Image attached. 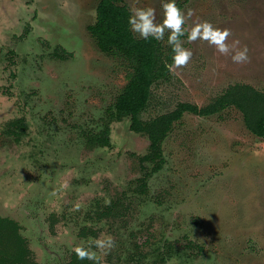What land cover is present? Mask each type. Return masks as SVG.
Wrapping results in <instances>:
<instances>
[{
	"label": "rangeland",
	"instance_id": "obj_1",
	"mask_svg": "<svg viewBox=\"0 0 264 264\" xmlns=\"http://www.w3.org/2000/svg\"><path fill=\"white\" fill-rule=\"evenodd\" d=\"M98 1L0 0V216L18 224L28 264H74L76 246L95 264H264V140L233 106L185 112L161 142L160 167L141 161L147 135L111 114L128 69L87 29ZM122 1L162 19L161 0ZM177 5L186 30L228 28L227 43L247 45L250 59L181 37L190 61L152 84L140 118L205 106L235 83L264 93V0ZM160 43L168 52L167 32ZM62 49L71 55L59 59ZM105 129L108 145L88 143ZM107 238L110 248L90 244Z\"/></svg>",
	"mask_w": 264,
	"mask_h": 264
},
{
	"label": "trees",
	"instance_id": "obj_2",
	"mask_svg": "<svg viewBox=\"0 0 264 264\" xmlns=\"http://www.w3.org/2000/svg\"><path fill=\"white\" fill-rule=\"evenodd\" d=\"M130 14L127 4L122 0H99L95 21L88 25L87 29L101 52L120 58L128 69L127 82L116 96L111 114L117 118L128 115L130 129L147 135L149 151L140 156L141 161L155 162V170L160 167L163 161L161 142L172 122L179 120L185 112L206 116L233 106L242 114L248 130L264 140V93L248 84L235 83L227 86L205 106L179 102L172 111L142 120L140 113L148 103L151 86L156 81L168 77L166 65L171 63L172 54L170 46L168 52H165L160 41L151 37L148 40L136 37L127 23ZM63 52L64 55L56 52L55 55L59 59H66L71 55L66 50ZM14 122L22 126L19 119ZM24 128L22 126L21 129ZM87 141L91 145H108L107 129L89 134ZM141 187L145 188V183ZM18 228L16 221L0 216V264L32 262V254ZM75 255L74 264H95L89 260L78 263Z\"/></svg>",
	"mask_w": 264,
	"mask_h": 264
},
{
	"label": "clouds",
	"instance_id": "obj_3",
	"mask_svg": "<svg viewBox=\"0 0 264 264\" xmlns=\"http://www.w3.org/2000/svg\"><path fill=\"white\" fill-rule=\"evenodd\" d=\"M162 19L156 21V9L151 6L135 7L130 10L127 18L129 29L132 33L138 35L139 38L148 40L150 37L163 41L167 32V44L171 48L172 60L166 66L168 71L176 74L177 69H181L188 64L192 57V51L185 48L181 42V37H185L188 41H204L210 46H214L220 54L229 55L232 62L242 64L249 61V49L247 45L237 47L239 41L233 42L231 45L227 43L228 38L232 35L228 28H220L214 26L211 21H199L191 26L190 30H186L185 13L178 7L177 0H161ZM188 16L192 15L189 9ZM91 245L97 248H110L113 244L111 238L106 240H93ZM77 260H89L98 262L99 257L89 248L76 246L73 248Z\"/></svg>",
	"mask_w": 264,
	"mask_h": 264
},
{
	"label": "flooded vegetation",
	"instance_id": "obj_4",
	"mask_svg": "<svg viewBox=\"0 0 264 264\" xmlns=\"http://www.w3.org/2000/svg\"><path fill=\"white\" fill-rule=\"evenodd\" d=\"M148 141H149V140H148ZM146 153H147V152H146ZM146 153H145V154H146Z\"/></svg>",
	"mask_w": 264,
	"mask_h": 264
}]
</instances>
